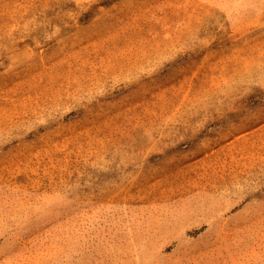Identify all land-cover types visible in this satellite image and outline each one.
Segmentation results:
<instances>
[{
	"label": "rangeland",
	"instance_id": "374dc122",
	"mask_svg": "<svg viewBox=\"0 0 264 264\" xmlns=\"http://www.w3.org/2000/svg\"><path fill=\"white\" fill-rule=\"evenodd\" d=\"M0 264H264V0H0Z\"/></svg>",
	"mask_w": 264,
	"mask_h": 264
}]
</instances>
